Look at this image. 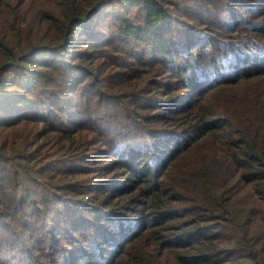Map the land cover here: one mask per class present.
Segmentation results:
<instances>
[{"label":"trees","instance_id":"1","mask_svg":"<svg viewBox=\"0 0 264 264\" xmlns=\"http://www.w3.org/2000/svg\"><path fill=\"white\" fill-rule=\"evenodd\" d=\"M110 2H118L121 12L106 11ZM189 2L0 0V94L5 92L3 82L13 81L8 78L10 72L18 70L21 77H26L25 88L17 86L18 89L8 92L11 101L0 100V126L41 123L66 135L92 130L101 134L108 128V150L97 148L88 153L84 145L77 151V163L76 158L66 156L49 158L39 166V171L50 175V171L68 166V171L73 172L89 160L99 164L107 157L112 165L124 170L121 178L98 188L107 196L100 197V202L91 198L89 212L101 220H125L118 210L105 215L104 204L111 201L109 198H116L118 192L136 198V212H141L126 219L137 223L134 233L129 228L118 238L112 236L114 250H109L110 256L96 251L105 240L102 236L101 241L96 238L91 242L93 251L89 258L81 252V259L69 264H264V0L246 1L250 2L246 11L260 19L254 26L259 41H253L254 37L249 35L241 38L243 51L239 54L247 53L232 67L231 75L223 74L221 65L213 75L212 68L206 69L207 78L200 74L204 81L197 80L195 61L210 60L216 67L214 56L225 54L224 43L215 40L214 20L207 23L199 11L181 13L197 4H203L205 11L206 6L212 7L209 0ZM222 6L213 8H226ZM177 10L194 21L199 18L198 25L204 26L203 31L195 33L192 23L177 16L181 23H190V32L198 36L188 39L180 50L168 45L159 30L169 25ZM107 15H116L109 18L116 24L115 29L145 43V50L150 48V57L146 58L147 52L143 50L138 63L154 66L157 59L164 61L170 53L176 58L189 55L194 60L193 66H180L174 76L166 74L167 81L160 82H170L166 86L175 85L180 90H167L154 100L148 91H130L116 97L110 92L116 88L114 83L124 85L132 78L128 71L132 65L125 62V70L112 75L111 81H94L97 75L93 65L83 62L91 59L92 53L88 51L117 42L112 33H95L92 27L94 21ZM155 33H159L157 40L149 43L147 37ZM201 36L210 38L206 39L214 48L210 53L205 52L208 45L200 47L205 44L200 41ZM249 44L257 47L252 49ZM111 61L118 64L122 60L112 56ZM153 78L148 83L156 80V76ZM156 102L161 111L150 117L131 111L137 106L150 112ZM113 128L121 131V137L150 133L167 140L160 148L152 146V150H118L120 142L114 139ZM19 156L24 159L22 155L16 158ZM1 159L10 162L0 151ZM10 165L0 167V225L4 232L21 230L27 242L31 235L42 239L51 228L43 217L45 211L36 207L22 215L18 211L27 210L30 204L21 197H17V202L3 201L9 192L20 193L14 177L13 183L5 184L17 173L12 172ZM112 187L116 189L109 192ZM21 191L31 196L27 188ZM84 224L77 228L87 236L88 221ZM0 264L13 263L5 258L0 259Z\"/></svg>","mask_w":264,"mask_h":264},{"label":"rangeland","instance_id":"2","mask_svg":"<svg viewBox=\"0 0 264 264\" xmlns=\"http://www.w3.org/2000/svg\"><path fill=\"white\" fill-rule=\"evenodd\" d=\"M163 3V0H160ZM170 3L171 1L176 2L177 0H165ZM196 0H190L189 3ZM205 1L207 0H199ZM247 0H209L211 8L206 6V10L202 8L203 4H197L192 7L191 10L188 8L181 11L182 14H189L193 11L202 12V19L204 21L214 20L216 22L215 29L217 35L215 36L216 41H222L224 43V53L223 56H214L218 64L216 67L208 61L198 60L195 61V65H200V67H193L195 73L197 74V80L200 78L201 81H204L200 74L207 78L206 69L212 68L213 71L211 74H215L219 66L222 65L221 70L223 74L227 76L231 75L233 72V66H236L239 61L245 57L247 51H244L242 55L243 48H240L239 40L243 37L250 36L254 37L253 41H259V38L256 37V31L254 26L259 23L260 19L258 16L253 15V13L247 12ZM258 0H251V2L256 3ZM223 5L221 9H214V5ZM261 6V4H260ZM106 11L108 12H121V8L118 2H110L106 5ZM257 13L261 11L256 10ZM125 12H123L124 15ZM256 14V13H255ZM253 15V16H252ZM116 15H107L104 19H97L93 22L92 27L95 30V33L98 32H109L114 35V39H117L116 44L113 46L100 47L95 49H90L88 52L92 53L91 59L88 61H83L86 64L93 65V70L97 75L94 77V81L98 82H107V80H112L110 77L112 75L116 76L122 69L125 70L123 62L127 65H132L134 70H128L129 75L132 78L128 79L124 85L121 83H114L115 89L110 91L115 94L116 97H120L121 94L136 91L143 92L148 91L151 100L158 99L159 95L167 93V90L178 91L181 88H175V85L166 86V84H161L160 82L167 81L165 78L166 74L172 76L178 72V69L181 67H190L193 66L194 60L189 55H182L181 58H176L174 53L168 54L164 58V61L161 59L156 60V65L150 66L149 64L138 63V58L143 54L142 51L145 50V43H138L136 40H133L129 36H125L123 30L115 29L116 24L113 22L111 17ZM177 16L186 22L193 24V29L195 33H200L203 31L204 26L198 25V20L194 21L192 18L187 16H181L180 11L177 10V14L174 19H171L169 25L163 27L160 30L161 35H163L166 43L172 47H176L177 50L184 48V43L188 39L197 38L198 36L195 33H192L189 24H183L178 19ZM82 30V29H81ZM139 33V31H138ZM135 35V37L138 35ZM157 34H151L147 37L149 43H153L154 40H157ZM210 37H214L213 35ZM220 37V38H219ZM56 39V36H55ZM210 40L209 37L206 38ZM205 36H201L200 41H205V44L200 47L208 45L205 49V52L212 51L214 48L211 47V41L207 42ZM214 39V38H213ZM219 39V40H218ZM53 40V39H52ZM252 49L257 46L249 44ZM89 47V46H87ZM199 48V47H198ZM83 49H89L84 47ZM245 50H250L246 48ZM147 54L146 58L150 57V48L145 50ZM194 52H197V48L193 49ZM181 53H187L183 51ZM208 53V54H209ZM263 53V52H258ZM117 57L122 61L118 64L111 61V57ZM226 57V58H225ZM226 59H228L226 61ZM251 60V59H250ZM248 61L251 62V61ZM201 61L202 63H198ZM225 65V66H223ZM206 72V74L204 73ZM20 71L16 70L10 72L8 78H12V82L2 84L4 93L0 94V100H3L5 103L12 100V96L9 95L10 90L18 89L17 86H22L25 88L23 82L26 77H21ZM231 72V73H230ZM161 75L164 77L158 78ZM156 76V80L149 82L148 81ZM151 77V78H150ZM154 79V78H153ZM169 81H178L177 78H168ZM11 81V80H10ZM212 88V86L208 87ZM21 90H24L20 88ZM110 93V94H111ZM17 93H15L16 96ZM112 95V94H111ZM158 103L152 108V111L138 109L137 106L132 107L131 111H136L143 116H152L159 113ZM1 112V110H0ZM23 122V121H22ZM52 127V125H51ZM108 129V128H106ZM103 130L101 134H97L95 131H77V133L64 134L58 131H54L48 126L41 123H30L26 124L13 125L10 126H0V151L6 154L8 160H0V167L13 164L10 168L12 172L17 171L16 175L12 174V179H9L6 183H13L14 178L17 180V184L20 190V193L10 194L7 197L3 198L4 203L8 204L12 202H17V197L22 198L30 207L27 210H20L18 213L23 211L29 212L33 211L34 208H39L45 211L43 217L49 223L48 228L42 239L34 238L33 235L30 236V242L24 238L23 232L20 230L17 232L8 231L4 232L5 229L0 225V259L5 261L9 259L13 264H69L71 261H77L81 258V252L87 255L89 258V253H91L92 246L91 242L94 239L101 241V237L104 236L102 244H100V249L96 251H101L103 254L109 255L112 253L109 250H114V236L119 237L120 234L126 232L131 228V232L137 230V223L129 219L131 216L141 213L140 211L136 212V198L130 199L129 196H124V192H118L115 194L114 199L109 198L110 202L104 204L106 207L105 215L109 216L112 210H118L121 214L125 215V220L114 222L110 217L107 220H101V217H97L95 213H90L89 209L91 208V198L95 199V202H100V197H106L105 192L99 191L98 188L103 187L107 181L110 183V180L115 179L116 177L121 178L122 171L124 168L119 165H112L108 158L106 160L97 164L94 160H89L87 164H81L72 171H68V166L63 167L64 169H58L50 171V175L41 173L39 171V166L42 165L49 158L59 159L62 156H66V159L79 158L77 151L84 145L87 146L88 153L91 151H96V149L108 150V136L107 131ZM115 132V138L117 142H120L117 147L118 150H134L137 149H147L152 150L153 147H158L163 144L164 140H167L162 137H157L153 134H137L130 137H121V131L112 129ZM142 146H137L140 144ZM130 147V148H129ZM16 155H22V157H17ZM75 159L74 162L77 161ZM65 159V160H66ZM116 158H112L114 161ZM28 163V165L26 164ZM65 163H69L65 161ZM77 163V162H76ZM14 177V178H13ZM33 177V180L30 178ZM3 184V186L5 185ZM85 186V187H84ZM93 186L96 187V190L93 189ZM28 189L31 191V196L29 193H23L21 189ZM7 189V188H6ZM115 187L110 188L109 192H113ZM245 191V190H242ZM108 192V193H109ZM135 192H132V194ZM65 197V198H64ZM34 204V205H32ZM47 210V211H46ZM111 210V211H110ZM100 211V210H99ZM17 215V214H16ZM30 216H33L32 214ZM91 216V217H90ZM40 217V215L38 216ZM88 221L87 225V236H83L82 232H79L77 227H82L84 223ZM115 223V224H113ZM16 226V223H13ZM30 232V229H27V233ZM107 233V234H106ZM113 236V237H112ZM16 242V243H15ZM15 243V244H14ZM96 243V242H95ZM94 249H97V243L94 246Z\"/></svg>","mask_w":264,"mask_h":264}]
</instances>
